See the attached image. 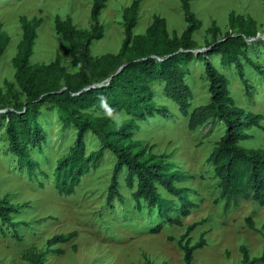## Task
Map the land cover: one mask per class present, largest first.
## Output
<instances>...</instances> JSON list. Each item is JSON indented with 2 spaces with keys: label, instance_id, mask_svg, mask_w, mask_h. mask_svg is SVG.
Segmentation results:
<instances>
[{
  "label": "rangeland",
  "instance_id": "obj_1",
  "mask_svg": "<svg viewBox=\"0 0 264 264\" xmlns=\"http://www.w3.org/2000/svg\"><path fill=\"white\" fill-rule=\"evenodd\" d=\"M131 1L106 0L99 17L104 35L92 43V58L119 50L123 38L122 12ZM91 3L92 0H0L1 28L9 35V42L0 59V91L7 90L5 81L14 82L12 57L21 37L20 16L42 18L37 27L30 62L49 63L58 56L61 66L74 73L77 64L73 56L65 53L64 40L54 28V18L56 15L62 18L70 16L77 28L88 29L91 25ZM190 8L201 20L193 38L202 48L211 40L208 28L212 21L220 27L219 36L229 30L230 11L255 20L259 35L249 40L248 55L260 64L264 72V0H191ZM153 15L165 18L170 33L180 34L186 25L179 0H140L134 33H143ZM209 58L229 77V87L236 103L264 117V73H258L242 61L244 75L251 86L247 88L233 65L222 66L216 55ZM185 79L192 91V106L209 101L208 81L201 61L194 59L187 64ZM152 88L155 103L165 109L156 112L153 117L136 119L133 139L141 146H152L154 154H167L169 161L179 170L187 172V177L175 184L189 188V214H182L178 198L168 194L159 183L156 184L158 193L170 200L171 206L163 208V215L158 212L157 206L149 207L143 200L137 208L132 197L134 188L125 185L124 173L121 174L119 187L123 201L113 198V206H108L105 198L115 156L107 150L81 178L74 193L59 195L54 186L53 170L57 159L66 154L73 144L75 129L72 126L61 129L56 111L43 108L38 121L45 131L47 142L40 148L30 149L31 155L40 164L35 179L18 167L4 129L0 127V196L9 193L10 201L19 207L14 216L35 222L30 228L18 226L19 238L7 225L0 226V264H30L23 258L25 253L41 252L46 248L47 239L72 231L77 232L75 237L55 245L63 253L56 254L54 251L45 255L47 264H147L146 260L152 264H184L183 251L177 239L192 224L195 227L188 233L190 244L195 243L202 232L205 237L204 246L193 252L192 264H242L241 245L247 248L251 257L264 252V204L240 199L225 209L224 201L219 197L218 179L207 160L223 133V124L217 120L209 121L195 130H189L187 118L165 96L162 84L155 82ZM14 90L18 88L15 86ZM24 100L22 94L16 99L8 97L4 106L23 103ZM114 117L121 119L126 115L119 112ZM261 122L264 125V118ZM247 133L250 137L241 143L264 150V129L253 127ZM85 142L86 152L100 146L91 133L86 135ZM177 218L180 223L170 221ZM158 223L162 224L161 230L150 232ZM254 264H264V261Z\"/></svg>",
  "mask_w": 264,
  "mask_h": 264
},
{
  "label": "trees",
  "instance_id": "obj_2",
  "mask_svg": "<svg viewBox=\"0 0 264 264\" xmlns=\"http://www.w3.org/2000/svg\"><path fill=\"white\" fill-rule=\"evenodd\" d=\"M179 1L186 22L180 34L170 33L165 18L159 15L152 16L143 33H134L140 0H132L122 12L123 38L119 50L103 53L97 58L91 56V45L104 35L99 17L106 0H92L88 29L77 28L70 16L62 18L56 15L54 28L64 40L65 53L74 57L78 67L74 73L61 66L58 56L49 63L30 62L37 27L42 18L20 16L21 37L12 57L14 82L5 81L7 90L0 91V127L4 129L18 167L25 170L31 179H35L40 164L31 155L30 149L40 148L47 142L38 118L43 108L54 110L61 129L71 126L75 129L73 144L66 154L57 159L53 170L54 186L59 195L74 193L81 178L107 150L115 156L105 198L108 206H113V198L123 201L119 187L121 174L124 173L123 182L128 188H134L132 197L137 208L143 200L149 207L157 206L158 212L163 215L164 209L171 206V201L158 193L156 184L159 183L168 194L178 198L182 214L187 216L191 204L189 188L175 184L187 177V172L179 170L169 161L167 154H154L152 146H141L133 139L136 119L153 117L156 112L165 109L154 101L152 84L158 82L162 84L165 96L187 118L189 130H195L209 121L217 120L223 124V133L207 160L218 179L219 197L224 201V208L240 199L264 204V150L241 143L250 137L247 133L249 129H264L261 122L264 117L236 103L229 87V77L209 58L216 55L222 66L233 65L241 81L250 88L242 61L258 73H264L260 64L248 55L249 40L259 35L257 23L249 16L230 11L229 30L219 36L220 27L212 21L208 28L211 40L205 44L204 50L195 52V49L202 48L193 38L201 20L191 10V0ZM1 27L0 23V59L9 42V35ZM194 59L204 66L209 92V101L196 106L191 105L192 91L185 79L187 64ZM121 65L123 67L118 71ZM96 83L101 84L90 87ZM19 94L25 97L24 102L5 108L8 97L16 99ZM119 112L126 117L116 119L114 116ZM88 133L99 141L100 146L86 152L85 137ZM9 198V193L0 196V226L7 225L19 238L18 226L30 228L35 222L14 216L19 207ZM170 221L180 223L178 218ZM247 222L252 227L249 217ZM194 227L195 224L188 226L177 239L183 251L184 264H192L194 250L205 244L204 232L195 243L190 244L188 233ZM161 228L162 224L158 223L150 232L157 233ZM76 235V231L54 235L47 239L43 251H29L23 258L30 264H47L45 255L54 251L56 254L63 253L55 245L66 243ZM239 249L242 264L264 261V252L251 257L244 245ZM146 263L152 264L149 260Z\"/></svg>",
  "mask_w": 264,
  "mask_h": 264
},
{
  "label": "water",
  "instance_id": "obj_3",
  "mask_svg": "<svg viewBox=\"0 0 264 264\" xmlns=\"http://www.w3.org/2000/svg\"><path fill=\"white\" fill-rule=\"evenodd\" d=\"M257 36H258V34H257ZM205 48H200V49H195V52H198V51H202V50H204ZM124 65V64H123ZM123 65H121L120 67H119V69H118V71L123 67ZM109 79V78H108ZM101 83H96V84H93V85H91L90 87H94V86H97V85H100Z\"/></svg>",
  "mask_w": 264,
  "mask_h": 264
}]
</instances>
